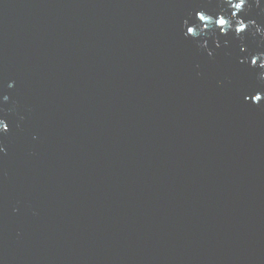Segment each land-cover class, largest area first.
I'll return each instance as SVG.
<instances>
[{
  "label": "water",
  "instance_id": "1",
  "mask_svg": "<svg viewBox=\"0 0 264 264\" xmlns=\"http://www.w3.org/2000/svg\"><path fill=\"white\" fill-rule=\"evenodd\" d=\"M197 12L0 0V264H264V0Z\"/></svg>",
  "mask_w": 264,
  "mask_h": 264
},
{
  "label": "snow or ice",
  "instance_id": "2",
  "mask_svg": "<svg viewBox=\"0 0 264 264\" xmlns=\"http://www.w3.org/2000/svg\"><path fill=\"white\" fill-rule=\"evenodd\" d=\"M226 4L230 6L232 9L231 16L229 18H225L222 14H217L216 18L213 19L210 15L206 14H201L200 12L196 13V19L200 22L203 23L204 27H212L213 25L219 29L220 33L223 35L227 32L232 27L233 20L235 22V28L234 32L237 34H242L245 32L247 25L239 20V19H234L237 16V13L241 12L243 10V7L246 5V0H224ZM202 30V29H201ZM196 33L194 32V29L192 27H187L185 36L186 37H193L195 36ZM219 47V45H218ZM209 55H212L209 53ZM257 59L260 61L264 59V54L257 56L256 60L253 61V59L250 60V65H256L257 64ZM241 63H244V61H241ZM259 67L261 69H264V65L260 63ZM261 79V78H260ZM264 81V79H261ZM248 97L245 96V100H247ZM262 99H264V96H262L260 93H257L251 97V101L253 104H257L260 102ZM9 129L7 127V130H2L0 129V133H6L8 132Z\"/></svg>",
  "mask_w": 264,
  "mask_h": 264
},
{
  "label": "clouds",
  "instance_id": "3",
  "mask_svg": "<svg viewBox=\"0 0 264 264\" xmlns=\"http://www.w3.org/2000/svg\"><path fill=\"white\" fill-rule=\"evenodd\" d=\"M237 34H239V33H237ZM256 58H257V57H253V58H252L253 61H255ZM261 61H262L261 64L264 65V59H262ZM262 74H264V72H262L260 75H262ZM12 86H13V85H12L11 83L8 85L9 88H11ZM5 99H8V97L5 96ZM0 129L5 130V131L7 130V124H6V122H5L4 120H2V119H0ZM3 151H4V149H3V148H0V152H3Z\"/></svg>",
  "mask_w": 264,
  "mask_h": 264
}]
</instances>
